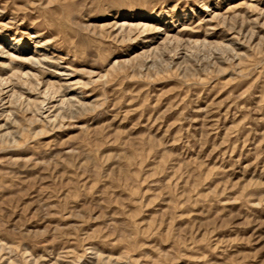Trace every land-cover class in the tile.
<instances>
[{"label":"rangeland","instance_id":"rangeland-1","mask_svg":"<svg viewBox=\"0 0 264 264\" xmlns=\"http://www.w3.org/2000/svg\"><path fill=\"white\" fill-rule=\"evenodd\" d=\"M0 264H264V0H0Z\"/></svg>","mask_w":264,"mask_h":264}]
</instances>
